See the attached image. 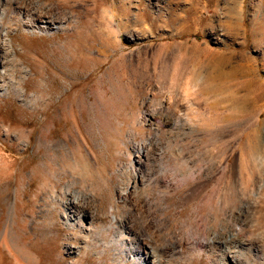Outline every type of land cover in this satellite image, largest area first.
<instances>
[{
	"label": "rangeland",
	"instance_id": "1",
	"mask_svg": "<svg viewBox=\"0 0 264 264\" xmlns=\"http://www.w3.org/2000/svg\"><path fill=\"white\" fill-rule=\"evenodd\" d=\"M146 252L264 264V0H0V264Z\"/></svg>",
	"mask_w": 264,
	"mask_h": 264
},
{
	"label": "bare ground",
	"instance_id": "2",
	"mask_svg": "<svg viewBox=\"0 0 264 264\" xmlns=\"http://www.w3.org/2000/svg\"><path fill=\"white\" fill-rule=\"evenodd\" d=\"M162 109V108H161ZM150 112V111H149ZM147 114H148V112H147ZM146 114V115H147ZM148 116H149V120H150V118H153L155 121L157 120V117H162V115L160 114V112L158 113V112H152L151 111V113L150 114H148ZM146 118H147V116H146ZM162 119V118H161ZM161 119H159V120H161ZM173 122V121H172ZM168 123H170V122H168ZM156 123H154L153 122V124H152V127L155 125ZM157 129V128H156ZM135 147L137 148L136 150H137V154H139V155H137V156H139L138 158L140 159L141 158V156H146V155H148V153H149V148H147V149H145L143 146H142V143H137V144H135ZM148 157V156H147ZM147 159V158H146ZM141 160V159H140ZM139 160V161H140ZM143 160V159H142ZM135 167V166H134ZM133 171L135 172V173H137L136 172V168H133ZM141 179L142 180H144V177H143V175L141 176ZM160 181V180H159ZM165 182V181H164ZM169 183H170V181H169ZM136 184H137V182H136ZM164 185V184H163ZM167 186H168V184H166ZM126 192V191H125ZM119 194V193H118ZM124 191H121L120 192V196L121 197H123L124 196ZM75 201V200H74ZM73 201V202H74ZM80 203V202H79ZM83 205V204H82ZM77 207H78V205H77ZM78 209V208H77ZM80 214V212H78L77 213V216ZM147 243V242H146ZM150 252V251H149ZM149 252H146V256L144 257V258H142L143 260H142V264H149V263H156V259H152L151 257H150V253Z\"/></svg>",
	"mask_w": 264,
	"mask_h": 264
}]
</instances>
